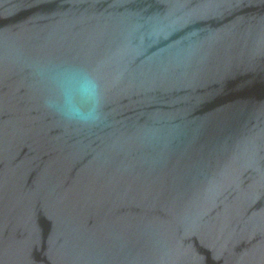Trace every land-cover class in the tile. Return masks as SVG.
I'll return each mask as SVG.
<instances>
[{
  "label": "water",
  "instance_id": "water-1",
  "mask_svg": "<svg viewBox=\"0 0 264 264\" xmlns=\"http://www.w3.org/2000/svg\"><path fill=\"white\" fill-rule=\"evenodd\" d=\"M0 264H264V0H0Z\"/></svg>",
  "mask_w": 264,
  "mask_h": 264
},
{
  "label": "clouds",
  "instance_id": "clouds-1",
  "mask_svg": "<svg viewBox=\"0 0 264 264\" xmlns=\"http://www.w3.org/2000/svg\"><path fill=\"white\" fill-rule=\"evenodd\" d=\"M73 113H74V115L78 116V117L81 118V119H87V118H88V117H87L84 113H82L78 108L73 109Z\"/></svg>",
  "mask_w": 264,
  "mask_h": 264
}]
</instances>
